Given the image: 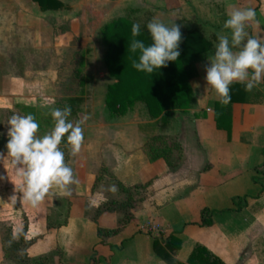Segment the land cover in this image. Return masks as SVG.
<instances>
[{"label":"crops","instance_id":"crops-1","mask_svg":"<svg viewBox=\"0 0 264 264\" xmlns=\"http://www.w3.org/2000/svg\"><path fill=\"white\" fill-rule=\"evenodd\" d=\"M58 1L71 18L85 24L96 18L99 37L117 19L147 31L156 18L177 24L184 35L201 34L211 47L195 62L187 109L151 118L137 103L124 116L106 115V125L83 127L79 151H63L77 181L68 186L71 196L54 186L31 206L22 199L21 178L0 159V264L10 260L9 252L25 264H264V81L253 88L257 98L231 104L230 119L220 125V101L205 91L208 58L217 34L227 31L228 12L254 8L264 38V0ZM258 28L246 31L253 35ZM6 143L3 131L5 157ZM103 183L108 193L100 190ZM128 200L136 206L125 215L114 204ZM146 222L160 226L159 237L142 229Z\"/></svg>","mask_w":264,"mask_h":264},{"label":"rangeland","instance_id":"rangeland-1","mask_svg":"<svg viewBox=\"0 0 264 264\" xmlns=\"http://www.w3.org/2000/svg\"><path fill=\"white\" fill-rule=\"evenodd\" d=\"M95 21L91 17L85 24L68 12H41L29 0H0V134L7 132L11 117L5 109L20 114L17 105L38 112L41 136L54 126L51 110L65 105L72 110L69 119L82 129L107 124L104 99L113 80L103 63L105 48ZM99 188L108 193L104 183ZM114 206L130 215L136 204ZM21 258L12 254L6 264H25Z\"/></svg>","mask_w":264,"mask_h":264},{"label":"clouds","instance_id":"clouds-1","mask_svg":"<svg viewBox=\"0 0 264 264\" xmlns=\"http://www.w3.org/2000/svg\"><path fill=\"white\" fill-rule=\"evenodd\" d=\"M249 25L258 28L255 9L232 8L223 24V29L227 31L217 34L214 54L208 58L205 91H214L224 105L231 102L230 85L234 82L244 84L245 91L251 92L264 81V38L258 36L259 28L250 35L246 31ZM146 29L151 38V43L147 45L137 39L142 34L141 25H132L133 39L128 51L139 53L138 59L132 62L136 71L152 74L178 60L182 34L177 24H166L156 18L147 23ZM193 87L199 88V85L194 84ZM71 111L69 105L53 108L51 117L54 126L42 136L37 134L39 123L33 114H13L7 122V154L6 157L0 154V159L8 160L15 169L22 180V199L33 207L42 202L54 186L62 195L71 196L68 186L77 182L60 148L64 140L75 154L84 139L81 124H74L69 119ZM111 190L115 191V188ZM15 198L13 196L11 200Z\"/></svg>","mask_w":264,"mask_h":264},{"label":"trees","instance_id":"trees-1","mask_svg":"<svg viewBox=\"0 0 264 264\" xmlns=\"http://www.w3.org/2000/svg\"><path fill=\"white\" fill-rule=\"evenodd\" d=\"M31 1L41 12H56L63 7L58 0ZM132 25L133 23L128 19L120 18L100 29L101 43L105 48L103 63L108 76L114 80V83L106 89L104 103L107 113L111 117L124 116L137 103L145 105L151 118H158L174 110L187 109L191 99L188 81L197 77L195 62L210 50V43L197 32L186 35L181 33L178 60L168 63L167 67L156 70L152 74H146L132 67L133 60L138 59L139 55V53L132 54L128 51L133 39ZM141 32V36L137 39L143 40L146 45L150 44L151 38L148 32L144 30ZM230 95L229 104L224 105L219 102L215 107V121L219 125L230 119L231 104H249L251 97L257 98L253 90L248 92L245 91V87L241 89L236 85H230ZM17 108L20 109L21 115L33 114L39 125L43 122L34 108L18 105ZM7 113L11 114L10 111ZM60 146L66 149L71 145L62 140ZM126 203L132 202L128 200ZM9 242H11L10 239ZM12 253L7 254L12 256ZM31 262L43 264L42 259L31 260Z\"/></svg>","mask_w":264,"mask_h":264},{"label":"built area","instance_id":"built-area-1","mask_svg":"<svg viewBox=\"0 0 264 264\" xmlns=\"http://www.w3.org/2000/svg\"><path fill=\"white\" fill-rule=\"evenodd\" d=\"M142 229L152 236L159 237L161 233V228L158 224H153L152 222H146L143 224Z\"/></svg>","mask_w":264,"mask_h":264}]
</instances>
